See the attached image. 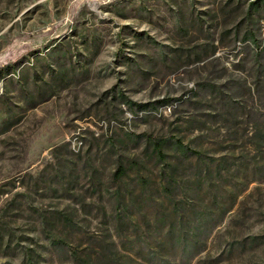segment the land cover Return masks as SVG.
Returning <instances> with one entry per match:
<instances>
[{
    "label": "rangeland",
    "instance_id": "374dc122",
    "mask_svg": "<svg viewBox=\"0 0 264 264\" xmlns=\"http://www.w3.org/2000/svg\"><path fill=\"white\" fill-rule=\"evenodd\" d=\"M83 260L264 264V0H0V264Z\"/></svg>",
    "mask_w": 264,
    "mask_h": 264
},
{
    "label": "trees",
    "instance_id": "16d2710c",
    "mask_svg": "<svg viewBox=\"0 0 264 264\" xmlns=\"http://www.w3.org/2000/svg\"><path fill=\"white\" fill-rule=\"evenodd\" d=\"M157 146L159 147V144H157ZM159 149V148H158ZM160 150V149H159ZM124 173V169L122 166H120L117 170V173H116V176L117 177H120L122 174ZM180 250L185 252L186 251V247L185 245H180ZM80 264H90V262L88 260H83V263H80Z\"/></svg>",
    "mask_w": 264,
    "mask_h": 264
}]
</instances>
